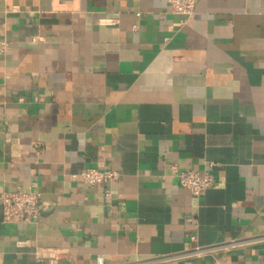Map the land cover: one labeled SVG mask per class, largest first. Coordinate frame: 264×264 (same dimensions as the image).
<instances>
[{
    "label": "crops",
    "instance_id": "obj_1",
    "mask_svg": "<svg viewBox=\"0 0 264 264\" xmlns=\"http://www.w3.org/2000/svg\"><path fill=\"white\" fill-rule=\"evenodd\" d=\"M172 167L213 185L194 196ZM86 168L117 177L85 185ZM18 189L45 210L0 211V264H264V0L188 18L166 0H0V196Z\"/></svg>",
    "mask_w": 264,
    "mask_h": 264
},
{
    "label": "built area",
    "instance_id": "obj_2",
    "mask_svg": "<svg viewBox=\"0 0 264 264\" xmlns=\"http://www.w3.org/2000/svg\"><path fill=\"white\" fill-rule=\"evenodd\" d=\"M173 13L191 17L195 13L196 0H166ZM115 20H107L106 24H114ZM173 173L177 174L179 185L188 190L192 195L199 197L205 190L213 185V180L208 174H200L194 171H176L172 167ZM117 172L113 169L86 168L74 175V178L85 185L95 186L109 183L115 180ZM45 210V205L41 201V194L18 189L14 192H6L0 196L1 220L3 223H31L36 221ZM256 238L255 240H259ZM264 239V236L261 237ZM254 241V240H253ZM243 242L232 241L227 244L215 247H199L194 253L200 254L213 249H225ZM27 244V242H24ZM97 264H102V257H97Z\"/></svg>",
    "mask_w": 264,
    "mask_h": 264
}]
</instances>
